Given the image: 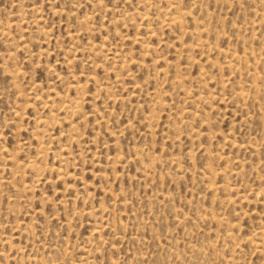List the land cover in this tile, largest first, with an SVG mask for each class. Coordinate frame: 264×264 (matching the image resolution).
<instances>
[{
    "label": "rangeland",
    "instance_id": "374dc122",
    "mask_svg": "<svg viewBox=\"0 0 264 264\" xmlns=\"http://www.w3.org/2000/svg\"><path fill=\"white\" fill-rule=\"evenodd\" d=\"M0 264H264V0H0Z\"/></svg>",
    "mask_w": 264,
    "mask_h": 264
},
{
    "label": "bare ground",
    "instance_id": "6f19581e",
    "mask_svg": "<svg viewBox=\"0 0 264 264\" xmlns=\"http://www.w3.org/2000/svg\"><path fill=\"white\" fill-rule=\"evenodd\" d=\"M172 19H174V17Z\"/></svg>",
    "mask_w": 264,
    "mask_h": 264
}]
</instances>
